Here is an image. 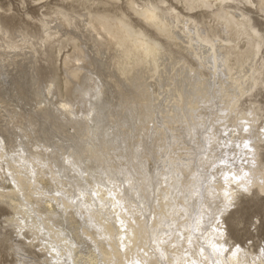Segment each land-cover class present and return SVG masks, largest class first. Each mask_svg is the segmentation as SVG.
Wrapping results in <instances>:
<instances>
[{
    "label": "bare ground",
    "instance_id": "obj_1",
    "mask_svg": "<svg viewBox=\"0 0 264 264\" xmlns=\"http://www.w3.org/2000/svg\"><path fill=\"white\" fill-rule=\"evenodd\" d=\"M176 1L189 13L196 12L198 9H201V11L207 10V13L209 12L210 17L216 22L217 26H220L221 30H201L202 26H199L193 17L181 15L175 8L170 9V14L161 15L147 6V9L145 7L144 9L141 8L142 10L137 11V14L146 23L148 22L149 25L155 27L159 31L158 34L174 42L175 46H180L179 49L193 56L200 69L194 71L183 60L174 59L170 55L169 60H162L166 54L162 53L154 45L143 41L138 43L133 39L119 35V41H115L118 44L115 48L116 55L113 56V60L109 59L111 61L109 66L111 64L112 68L116 70L119 80L114 81V83L110 81L104 83L101 80L104 77L100 79L101 75H96L97 79L99 78V84L95 83L93 81L94 79L91 80V77L84 75V81L82 80V82H88V85L85 83L86 85H81L80 90H76L78 92L77 97L75 96V99H78L76 102L78 103L80 101L82 104L84 102L87 103L90 106L88 113L79 116V110L77 113V110H75V103H60V101V107L67 109L63 113L60 107L57 108L58 104L53 103L54 101L52 102L56 94L49 87L43 96L49 95L51 99L46 101L48 103H45L44 107L41 106L38 110L36 109L39 115L38 117H41L43 121V124L40 125L44 128L38 131H41V133L43 131L42 135L47 134L44 136L45 138H52L51 135L58 132L61 129L60 127H63V124L65 125L66 122H63L65 121L63 118L73 128V135L67 134V138H69V144L67 146H69V150H73L74 152H69L70 154L68 153L64 157V163L61 162L63 165H57V155L55 156L57 151H53L54 149L48 153H43L40 147V151L34 149V152L26 155L19 143L18 147L21 148H19L20 150H12L11 147V150H9L7 142L5 141L7 136L5 135L6 138L4 139L3 135L10 128L2 126L5 131L3 135L0 134V171L3 174L1 176L8 180H5V182H9V188L7 186L6 188L3 187L0 183V198L5 200L9 208L13 210V218L10 220V225H14L18 229L20 226L27 231L31 230L35 236V241H33L43 243L41 246H45L46 248H44L46 250L48 249V252L50 251L51 260L55 264H264V251L261 253L257 251L253 252L245 250V247V249L242 247L232 251L231 246H229L231 248L226 249V246L230 244L227 243V234L229 235V233L226 230L228 228L225 227L226 225L224 226L225 223L222 221V215L236 207L237 201L240 199L239 196L243 195L244 192L252 193L257 191V193L264 194V163L260 162L261 160L259 161L258 158L260 146L264 142V130L261 129L262 134L261 131L259 132L262 125H258V120H260V115L257 114L258 109L251 110V113L247 114L244 112L243 114L241 112L237 113L238 110L236 111L237 106L239 107V102L244 96H251L254 88L263 85L260 77L264 67V63L258 64L255 62V59L260 55L259 52L263 40L262 35L260 34V30L253 25L254 20L252 22L249 14L242 10L241 4L243 5L242 2L244 1V6L246 5V7H248L247 5L254 8L259 6L260 9L264 10V0H258L257 5L255 0ZM162 3L164 4V1ZM191 15H194V13ZM52 22L44 25L46 35L44 41L48 39L51 42H59L64 37L62 33L65 29L60 23L53 27L50 26ZM243 39H247V46L253 52L247 61L243 63H239V61L231 63L233 55H236V59H238V56L243 52L242 47L239 46V43ZM27 45L30 44H23L25 49L20 51L22 54L17 55L16 58L12 55L13 52H16V48L12 46H6L5 49L0 48V67H3V71L1 72H5L3 73V80L0 81V92L7 90L4 91L3 88L12 87L11 90L14 91L13 93L21 96L24 94L21 90H26L27 87L32 88L31 86L36 85V83L34 84V68L28 61L34 57V51L32 50H35V48L32 49V45V47H28ZM25 50L31 51L32 53L28 52L27 54ZM102 60H98L95 63L92 58L90 65L87 67L83 58L76 56L71 58L70 62L66 63L67 66L71 62L76 63L74 66L72 65V67H77L72 72V76L74 77L78 74V69L81 68L93 72L94 66L97 64L101 66L100 63ZM79 62L83 63L79 65ZM167 65V69L170 72L172 70L174 71V74L170 75L171 82L167 81L169 86L173 85L174 88L170 89L168 86V118L171 119L172 124L170 120L166 124L174 132V135L178 133L176 124L179 129L180 127L182 128V124H187V127H184L186 130L185 133H192L195 138H193V135L192 138L189 137L188 144L190 146L188 147H190L192 153H189L190 150L185 152V147L179 151L180 153H184L181 156L176 155L177 151L167 150L168 172L164 174L166 176V188L160 192V197L162 196V198L159 200L157 206L159 207V213L152 211L145 215L148 212L145 209L146 206L145 208H140L137 206L136 201L139 199L142 205H146L145 202L150 199V193H155L153 188L155 189L156 187L154 186L156 185H154L155 181L153 178L147 175L148 173L145 174L147 172V165L145 168L143 167L144 160L146 159L143 160V153L141 151L143 150V145H145L144 142H146L144 140L150 136V133H147L148 128L145 125L154 113L152 110L154 105L152 106L150 104L154 102L158 93L154 89L152 92L153 98L150 94V104L144 102L127 104L125 112L131 118L126 115L130 126L127 125L129 126L127 127L128 130L127 128L121 130L123 127L113 128V122L115 120H112L113 117L112 119L109 117V112L106 109L107 101L113 98L111 97L113 94H110L111 92L108 89L112 87H114L113 89H120V84L125 86L127 84L138 90L142 87V91H145V81L143 82L144 74L147 73L149 75H146L147 78L155 77V75L159 77L158 72L165 71ZM23 66L24 69H22ZM25 66H27L26 69L29 68L27 71L25 70ZM245 66L248 68L246 71H244ZM14 67L17 70L15 72L20 70L21 72L26 71L24 75L19 72L21 74L19 75V78L21 77L19 79L20 81L18 80L20 82L19 86L14 85L15 82L10 73V71L14 70ZM202 69L209 70L208 76H211L213 80L212 84L209 83L210 81L207 82V78L209 77L207 76L206 78L204 73L201 72ZM104 71H107L106 68ZM226 71L228 73H225ZM114 72L110 74L113 75ZM106 73L108 74V72ZM8 74L10 75L7 76ZM12 81L14 84L11 83ZM89 83L91 85L93 84V86H90ZM34 87L33 92L31 91L33 96L36 99L42 97V93ZM172 92L175 95H172ZM163 93L161 94L163 95ZM3 94L5 95L6 92ZM11 95L9 96L11 97ZM131 95L133 94L131 93ZM14 97L13 99L16 100ZM141 97L145 99V96H140L139 100H142ZM3 99L4 96L3 98L0 97L1 113H3V110L4 112L9 111ZM134 99L136 100V98ZM17 101H19V98ZM40 101L38 103L42 104L44 100ZM115 101L114 104L117 103ZM220 103L222 105L219 106ZM2 104L4 105L2 106ZM13 104L16 105L15 103ZM185 104L188 106V112L190 113L186 117L182 113ZM26 106L22 107L24 108ZM23 108L18 110L23 111ZM11 110L9 114L12 113ZM25 111L24 109L22 113ZM25 116L24 118L26 120L28 116ZM225 119H229L231 123L230 127L234 128L235 132L237 129L239 130L237 126H239L238 123H240V120L246 121L243 125L248 126V133L250 134L249 136L245 134L246 136L244 135L242 138V140L247 142V144L244 143L246 144L244 150H240L242 144H239L238 148L235 149V146L240 140L236 141L237 139L233 135L234 131L232 133L229 130L227 139H225L226 141H223V135L220 136L223 129L220 131L219 128L223 126L222 122ZM16 120L18 121L19 119ZM21 120L22 118L16 124H20ZM1 122L3 124V121ZM13 122L15 121L13 120ZM12 125L16 127L14 123ZM12 125L11 127H13ZM134 126L135 132L130 135V138L129 130L132 131L131 129ZM22 127H20V130H23ZM109 127H112L114 130L111 131L112 129ZM65 128L66 125L63 130ZM35 129L37 130L39 128ZM183 132L184 129L179 134L181 135ZM8 133L10 135L14 134L11 133V130ZM25 133L29 135L28 131ZM25 133L24 139L27 140L29 136ZM62 134L64 138V133ZM85 134L86 136L84 137L83 135ZM57 136L59 137L60 134ZM239 136L237 137L239 138ZM150 137L153 140L152 135ZM180 137L183 138V136ZM186 138L188 137L186 136ZM233 138L235 140L234 143L231 142V146L228 143L229 147L227 146L226 148L227 141H232ZM14 139L18 140L19 137H15ZM8 142H10V138ZM52 142L56 144L55 141ZM178 142L174 140L172 147H181L183 146L182 144H186L184 142L181 143V141V144L175 146L174 144ZM157 145H159V142ZM220 148L223 151L226 150L225 152L228 154L226 157L233 155V158H226V161H224L226 163L222 166L215 164V162L217 163L220 160H213V162L211 160L209 164V160L211 158L214 159L213 157H215L217 150ZM45 149L49 151L47 146H45ZM218 151L219 153L216 156L218 154L220 155L221 151ZM82 153H85L84 157H82ZM111 154H115V158ZM147 154L145 158H149ZM237 154H239V157L243 156L242 159L244 158L243 162L246 163L245 165H243L242 161H240L242 163L239 167L235 163L233 164L234 160H237L235 159ZM184 155L188 156V158H185L187 162H181ZM221 156L223 160V155ZM85 160L95 162V166L91 167L85 164ZM207 163L209 166L206 165ZM166 164H164L165 169L167 167ZM82 165L85 167H81ZM205 165L208 168L216 165L214 168L212 167L213 172L211 171L210 173L211 178H207L208 175L205 173L209 169H206L202 173ZM158 169L159 167L157 171ZM157 171L156 173H158ZM161 174H159L160 177ZM7 176H10L12 182H10ZM118 178H123L124 184L118 182ZM80 179L84 180L83 183H87L86 187L81 186L82 181ZM12 184L14 185L12 186ZM75 190H78V194L73 193ZM140 192L142 194L144 193L143 197H140ZM253 195H256V193H253ZM211 204H214L213 208L210 206ZM225 257V260L228 259L229 263L224 262ZM20 263L23 264L22 261Z\"/></svg>",
    "mask_w": 264,
    "mask_h": 264
},
{
    "label": "rangeland",
    "instance_id": "obj_2",
    "mask_svg": "<svg viewBox=\"0 0 264 264\" xmlns=\"http://www.w3.org/2000/svg\"><path fill=\"white\" fill-rule=\"evenodd\" d=\"M163 1H164V4L162 3ZM255 1H256V5H257L258 0H255ZM242 3H243V5L241 4L242 10L249 14V16L252 19V22L254 20L253 25H255V27H257V29L260 30V34L262 35V38H263L262 45H261L262 47H261V50L259 52L260 55H258L257 59H255L256 63L262 64V63H264V10L260 9L259 6L254 8V7H250L249 5H247L248 7H246V5L244 6L245 2L243 1ZM147 6L154 9L155 11H157L161 15H168L171 13L170 9L175 8L177 12L181 13V15L183 14L184 16H187V17H193V19L196 21V23H198L199 26L200 25L202 26L201 30H203V29H208V30L213 29L215 31L221 30L220 26H217L216 22L210 17L209 12L207 13V10L201 11V9L200 10L198 9L199 11L196 10V12L194 11V12L189 13V12H186L184 7H182L176 0H0V48L5 49L6 46H12L13 48H16L17 49L16 52H13V54H12L14 56V58H16L17 55L22 54V53H20V51H23L25 49V46H23L24 43L30 44V45H27L28 47L32 45L33 46V47L31 46L32 49L35 48V50H32V51H34V54H33L34 57L32 59H29L28 61L30 62L31 66H33V68H34V72H33L34 76H35L34 84L36 83V85L31 86L32 88L27 87L26 90H21L24 93L23 95L25 98L23 97V95H21V96H19L17 94L15 95V93H13L14 91L11 90L12 87H6L5 89L3 88L4 91L7 89L5 92L8 95H6V94L4 95L3 93H5V92H2V91L0 92V97L3 98V96H4L3 100H4V103L6 102L5 106L9 110L7 112L6 111L4 112V110H3L2 111L3 113L0 112L2 114V115L0 114V119H1L0 120V127H1L0 128V134L3 135V133L5 131L4 127L5 128L9 127L11 130V133H14V134L10 135V133H8V132H10V130H9L8 132H5L6 134L4 133V135H3L4 139L6 138L5 135L7 136V138H6L7 140L5 139V141L7 142V147L9 150H11V148H12V150H20L22 148L24 151V154L29 155L30 153L34 152L35 150L40 151L42 149L43 153L44 152L48 153L54 149L53 151H55V152L57 151L55 154V156L57 155L56 157L58 160L57 165H63V164H61V162L64 163V159H65L64 157H66L69 152L70 153L74 152L73 150H69V148H68L69 146H67L69 144V141H68L69 138H67V134L73 135V133H74L73 128H71L72 126L70 125V123L68 125L67 120L65 118H63L65 120L63 122L64 123L66 122L65 123V125H66L65 130H63L64 126H65L63 124V127H60L61 129H59L60 132L59 131L56 133L53 132L55 134L51 135L52 138H45L44 136L47 134L42 135L43 131H42V133H41V131H38V130H43L44 128H42V125H40V124H43V121L41 120V117H38L39 115L37 114V110L41 106L44 107L45 103H48L46 101H49L51 99V97L49 95L48 96L45 95V97H44L43 94L45 91H47L48 87H49V89L52 88L54 91V94H56V97L54 95L52 102L54 101L53 103L58 104L57 108L60 107V103H62V102H73L76 105L75 106V110H77L76 113L79 110V113H80V114H78L79 116H82V114H84V113H88L90 111V106L87 103L84 102L82 104L80 101H78V103L76 102L78 100V99H75L77 97L76 95L78 93L76 90H80L81 85H84L86 83V82L85 83L82 82V80L84 81V79H83L84 75L91 77L92 78L91 80L94 79L93 81L95 83H99V78L97 79L96 75H99V76L101 75L100 79L104 77L103 79H101L102 82H104V83H108L109 81L111 83H114V81L116 82V80H119V78L117 76L118 73L116 72V70L112 68L111 64H110L111 67L109 66V63H111V61H109V59L113 60L114 59L113 56L116 55L115 54L116 53L115 48H116V46H118V44H116V42L119 41L118 37H120V36L121 37H124V36L128 37V38L133 39L135 42H138V43H141L143 41V42L150 43V44L154 45L162 53L166 54V56H165L166 58L163 57L162 60L163 59L169 60V55H170L171 57H174V59L183 60L184 62L187 63L189 68L190 69L192 68L194 71H197L196 69H200L197 61L195 60V58H193V56H191L187 52L183 51L182 49H179L180 46L179 47L175 46L174 42L169 41L166 38H164L163 36H161L160 34H158L159 31L155 27H152L151 25H149L148 22L146 23V21L142 17H140V15L137 14V11H141L142 9H144V7H145V9H147L148 8ZM193 13H194V15H191ZM52 21H54V22H52ZM50 22H52L50 24V26H52V27L58 23L63 25L65 30L63 33L61 32L64 35V37L62 38L61 41L51 42V41H48V39L46 41H44V39L46 38V35L44 32V29H45L44 25L46 23H50ZM73 26H74V28H72ZM246 42H247V39H243L242 42L239 43V46L242 47L243 52L238 56V59H236V55H233L234 58L231 56L232 57V59L230 58L231 63L232 62L235 63V61H239V63H243V62L248 60V58L250 57V55L253 51L251 49L249 50ZM25 52L28 54V52H31V51L25 50ZM76 56L82 57L85 65H87V67L90 65L92 58L94 59L95 63H97L98 60H100V61L102 59H104V60H102V62L100 63L101 66H98L99 64L94 66L95 68H94L93 72L89 71L88 69L83 70V68H81V69H78V74L73 77L72 72L74 70H76L77 67H72V65L74 66L76 63L74 64L73 62H71V64L69 65L71 67H69V66H67L66 62H70L71 58H74ZM104 61H106V62H104ZM81 63H83V62H79L78 64L81 65ZM26 65H28V64H26ZM102 66H104L107 71H104L105 68L103 67V69H102ZM245 67L246 68L244 69V71H246L248 69L247 66H245ZM26 68H27V66H25V70L27 71L29 68L28 69H26ZM167 68H168V65L166 66L165 71H159L158 72L160 75L159 77H156V75H155L156 78L155 77H151L152 79L150 77L147 78V76H149V75L147 73L144 74L143 82L145 81L144 82V90L146 92L142 91V89H143L142 87L139 88V90H138L136 88L135 89L132 88L133 86L130 87L127 84L125 86V85H122L120 83H119L121 85V86H119L120 89H118V88L113 89L114 87L108 89V91L111 92L110 94H113V95H111V97H113V98L109 100L110 102L107 101V104H106L107 108L106 109L109 112V117L111 119L113 117L112 120H115V122H113L114 123L113 128L115 129V128L123 127V128H121V130H125L127 127L130 126V124H129L130 122L126 118V115L129 116L125 112L126 111L125 110L126 105L127 104L128 105L135 104L136 102L137 103L144 102V103L150 104L151 95L153 98V94H152L153 90L155 89L156 93H158L157 94L158 96L155 97L154 102L153 103L151 102V104H150L152 106L154 105L152 108L154 113H153L152 117L150 118V120L148 122H146V124H145L146 127L148 128L147 133H150L149 134L150 136L152 135L153 140L150 136H149L150 138L147 137V139H145L144 141H146V142L148 141V142L147 143L144 142L145 145H143V150H144V148H145V150L141 151L143 153V160L144 159L147 160V161L144 160L145 162H144L143 168H145L147 165V168H146L147 172L145 171L146 173L145 172L144 173L145 174L148 173L147 175H150L151 178H153V180L156 182V183L154 182V185H156L154 187H156V188L155 189L153 188V190L156 194L150 193V196H149L150 199L145 202L146 205H142L139 202V199L138 200L136 199L137 200L136 201L137 206H139L140 208H143V207L145 208V206H146L145 209L148 212L145 213V215L149 214V212H152V211L153 212L159 211V207H157V206L159 204L158 203L159 200L162 198V196L160 197V192L162 189L164 190V188H166V186H165L166 185L165 184L166 176L164 174H165V172H168V169H167L168 168L167 150L168 151L174 150L175 152L177 151V154H176L177 156L183 155L184 153H180L179 151L182 150V148H184V147H185L184 148L185 152L190 150V147H188V146H190L188 144V142L190 139L189 137L192 138V135H193L192 133L191 134H186L187 132L185 133V131H186L185 128L187 127L186 126L187 124H182V128L180 127L181 132H182V129H184V132L181 135L179 134L181 132H180V129L177 127V124L175 125L176 128L178 129V133H176V135H174V132L171 131L168 128V124H166V123L171 121V119L168 118V89L174 88L173 85L169 86V84H168V82H171L170 75L174 74V71L172 70L170 72ZM0 69H1L0 70V77L2 75V77L0 78V81H2L3 75H4L3 73H5V72H3V73L1 72V71H3V67H0ZM22 69H24V66L22 67ZM95 69H97V70H95ZM15 71H17V70H15V67H14V70L10 71L15 84L13 83V81L11 83L19 86V83H20L19 79L21 78V77L19 78V75H21V74L24 75V73H26V71H22V72H21V70L18 72H15ZM112 71L113 72L115 71L113 75L110 74V73H113ZM106 72H108V74ZM179 72H180V69H179ZM201 72L204 73V75L207 78V76L209 74V70L202 69ZM93 73H96V74H93ZM115 73H116V76H115ZM225 73H228V72L226 71ZM9 75L10 74H8L7 76H9ZM115 77H116V79H114ZM208 77L209 78H207V82L210 81L209 83L212 84L213 80H212L211 76H208ZM256 77H257V75H256ZM260 79L262 80L263 85H261L259 87L257 86L256 88H254V91H253L251 96H244L243 97L244 99L242 98L238 104L239 107L237 106V108H236V111L238 110L237 113L241 112V114H243V112L246 114L251 113V110L258 109L257 114L260 115V116L258 115L260 117L259 118L260 120H258L259 121L258 125H260V126L262 125L261 128L259 129V132L261 131V129L264 130V67L262 69V74H261ZM117 82H119V81H117ZM175 83H177V82L175 81ZM86 84L88 85V82ZM89 85L93 86V84L91 85V83H89ZM11 86H13V85H11ZM34 86L42 93L41 95L45 99H43L42 97L36 99V97L33 96L32 92H33ZM168 86H169V88H168ZM122 87H123V89H122ZM112 90H113V92H112ZM131 93L133 95L134 94L135 95L133 96V95H131ZM161 93H163V95ZM115 94H118V95H115ZM9 95H11V97ZM119 95H123V96H120L121 97L120 98ZM172 95H175V94H173V92H172ZM140 96H145V99L143 97H141V99L143 101L139 100ZM6 97H8V98H6ZM13 97L16 98V100L13 99ZM18 98H19V101L20 100H22V101H20V102L17 101ZM47 98H49V99H47ZM116 98H118L119 101ZM134 98H136V100ZM115 99H116L117 103L114 104ZM127 99L128 100L130 99V100L128 101ZM7 100L8 101L11 100V101L8 102ZM26 100L29 102V104ZM40 100H42V101L44 100L42 104L38 103V102H41ZM24 101L26 102L25 104H24ZM123 102H124V104H123ZM13 103H15L16 105H14ZM7 104H9L10 106ZM20 104L22 106H26V104H28L27 105L28 107L26 106L23 108ZM3 105L4 104H2V106ZM19 105H20V108H19ZM124 105H125V107H124ZM156 105H158V106H156ZM220 105H222V103H220L219 106ZM36 107H38V108H36ZM12 108H14V109H12ZM22 108H23V111H24V109L26 110L24 113H22L23 112L22 110L19 111ZM160 108L163 110H161ZM55 109H56V107H55ZM60 109L62 110L63 113H65L67 111V109H62L61 107H60ZM114 109L115 110L118 109V111L115 112ZM10 110L15 115L12 113L9 114ZM17 110L19 113L17 112ZM27 110H28V112H27ZM155 112H157V113H155ZM25 113H27L26 116H28V117L25 116ZM182 113L185 114V117L190 115V113L188 112V106L186 104L184 106V110L182 111ZM20 114H23V115H20ZM12 115H14V116L11 117ZM16 115H18L19 117L18 116L16 117ZM24 116L26 117V120H25ZM122 117L124 120L122 119ZM14 118L19 119V120L17 121ZM21 118H22L21 123L16 124V122L19 123ZM37 118H39L40 120L38 119V121H36ZM129 118H130V116H129ZM188 118L190 119V117H188ZM209 118H210V116H209ZM239 118H240V116H239ZM11 119H12V122H13V120L15 121L13 123L16 125V127L12 125L13 123L11 122ZM189 119H187V120H189ZM1 121H3L4 125L2 124ZM224 121H226V122L224 123ZM10 122H11V125L13 127H15L16 129L15 128L12 129L13 127H11ZM38 122H39V124H38ZM184 122H186V121H184ZM238 122H239V120H238ZM244 122L246 123L245 120H240V123H238L239 126H237V128L239 127V130L237 129L236 132L238 131L239 134L234 131V128L230 127L231 123H230L229 119L223 120V122H222L223 126L219 128L220 131H221V129H223V131H222L223 134L220 133V136L223 135L222 136L224 138L223 141H226L225 139H227V135L229 133V130L232 131V133L234 131V134H233V135H235L234 138L237 139L236 141L240 140V142H238V144H237V142H235L237 144L235 146V149L238 148L239 144H242L241 145L242 147H240V150H244L245 149L244 147L247 144V142L242 140V138L244 137L245 134L247 136H249L250 133H248V129H249V128H247L248 126L243 125ZM132 123H133V121H132ZM170 123L172 124V121ZM25 124H27V125H25ZM51 124H53V123H51ZM118 124H120V125H118ZM122 124H123V126H122ZM125 124H126V126H125ZM17 125H19V126H17ZM23 125L26 127V129ZM127 125H129V126H127ZM2 126H4V127H2ZM115 126H117V127H115ZM118 126H120V127H118ZM20 127L23 128V130L22 129L21 130L24 132H22L20 130ZM35 128H39V129L36 130ZM47 128H50V127H47ZM109 128L112 129L111 131L114 130L112 127H109ZM66 129H67V131H66ZM225 129H226V131H225ZM45 130H46V128H45ZM127 130H128V128H127ZM131 130L132 131L129 130V137H130V135H132L135 132V126ZM12 131H14V132H12ZM26 131H28L29 135L27 133H25ZM61 131H63V132H61ZM163 131L164 132L166 131V132L164 133ZM167 131L169 132V134ZM37 132H39V133H37ZM24 133L29 136L27 140L24 139L25 138ZM62 133H64V138L62 136L63 135ZM160 133H161V135H159ZM59 134H60V136L58 137L57 135H59ZM164 134H166V135H164ZM261 134H262V131H261ZM185 135L188 138H186ZM236 135L237 136L240 135L242 137L239 136V138H238ZM11 136L12 137L14 136L13 139L15 137H19V139L13 140ZM42 136H43V138H41ZM49 136H50V134H49ZM83 136L85 137L86 134ZM165 136L166 137L168 136L169 138L168 137L166 138ZM180 136H183V138ZM9 138H10L11 143L8 142ZM137 138H139V137H137ZM193 138H195L194 135H193ZM234 138L232 141H230V140L227 141L226 148L229 144H230L229 146H231V142L234 143V141H235ZM59 140H60V142H59ZM174 140L176 142L179 141L177 144L176 143L174 144L175 146L178 144H181L183 142L186 143L185 144L186 146L184 144H182L183 146H181V147L177 146L176 148H178L179 150L176 148H173L172 144H173ZM41 141H42V143H41ZM52 141H55L56 144ZM169 141H170V144H169ZM185 141H187V142H185ZM242 141H244V142H242ZM16 142H18V143H16ZM158 142H159V145H157ZM19 143L21 144V148L18 147ZM51 143H53V144H51ZM148 143H149V145H148ZM244 143H246V144H244ZM24 144L25 145L27 144V145L25 146ZM167 144H169V145L167 146ZM160 145H162V146H160ZM45 146L48 147L49 151H46ZM40 147H41V149H39ZM260 147L261 148L259 150L260 153L258 152V158H259V161L261 160L260 162L264 163V142H263L262 146H260ZM162 148H163V150H162ZM169 148H171V149L169 150ZM185 149H187V150H185ZM158 150H159V152H158ZM218 150H220L221 152H220V155L218 154V156H216L217 153H219ZM218 150H217L216 155H215L216 158L215 157H213L214 159L211 158L208 162L209 164L211 162H213V160L214 161L220 160V161H222L221 163H220V161H217V163L215 162V164L217 166H222L226 163V162H224V161H226V158H230L233 156V155H231L230 157H226V156H228V154L225 152L226 150L223 151L222 148H220ZM190 151H189V153H192V151L191 152ZM64 152H66V153H64ZM145 152H146V154L147 153L150 154L149 156L147 154V157H149V158H145L146 157ZM224 153H225V155H224ZM82 155H83L82 157H84L85 153H82ZM111 155L115 158V154H111ZM155 155H157V156H155ZM221 155H223V160L221 158L222 157ZM188 156H190V155L188 154ZM188 156L184 155V157H182V159H181V162H187V160L185 161V158H188ZM224 157H225V159H224ZM237 157H235V159H237V160L240 158L241 159L238 161L234 160L233 164L235 163L236 165H238L237 167H239L240 164L243 162L244 158L242 159L243 156L239 157V154H237ZM62 158H63V160H62ZM159 158H160V161H159ZM232 158H230V159H232ZM89 161H90V163H89ZM164 161H166V162H164ZM240 161H242V162H240ZM84 163L87 165H90L91 167L95 166V162H93L91 160H87V161L85 160ZM158 163H160V164H158ZM208 163L206 165H208ZM164 164L167 165L166 169H165ZM245 164L246 163L243 162V165H245ZM66 165H67V163H66ZM206 165H205V169L203 170V172L202 171L201 172L204 173L206 171V169H209L205 173L208 175L207 178H209V177L211 178L210 173H211V171L213 172L212 167L214 168L216 165H212V167L210 166L209 168H208L209 165L207 167H206ZM195 166L198 169L196 164H195ZM81 167H85V166L82 165ZM158 167H159V169L157 171ZM156 171L158 173H156ZM155 174H157V175L155 176ZM159 174H161V177L159 176ZM1 175H3V174L0 171V183L3 185V187L6 188V186H7L9 188V182H7L8 180L4 179L5 177H3ZM224 176L226 177V175H224ZM224 176H223V178H224ZM7 177H9V180H10V176H7ZM5 180H7V181L5 182ZM117 180H119L118 182H120V183L124 182L123 178H118ZM80 181H82L81 186H84V187L87 186V183H85V182L83 183L84 180L80 179ZM10 182H12V180H10ZM161 183H162V186H161ZM208 184H210V183H208ZM13 185L14 184H12V186ZM73 193L78 194V190H75ZM253 193H256V195H253ZM143 194L140 192V197H143ZM239 197H240V199L237 201L238 203H237L236 207L232 208L231 210L226 212L224 214L225 216L222 215V218H223L222 221H223V223H225L224 226L226 225L225 227L228 228L226 230L229 233V235L227 234V241H228L227 243H230V244H228V246H226V249H229L232 247L231 250L233 251V250H236L238 248H242V247L244 248L245 247L246 248V249L244 248L245 250H250L253 252L257 251V252L261 253L264 251V194L263 193H257V191L252 192V193H245L244 192L243 195H241ZM154 206H155V208H154ZM210 206H212V208H213L214 204L213 205L211 204ZM150 208H152V209H150ZM12 218H13V210L11 208H9V206L5 203V200H2L0 198V264H21L20 263L21 261L23 262V264H25V263L26 264H55V262L51 260L50 251L48 252V249L46 250L45 246H41V245H43V243L40 241H36L37 243L34 242L35 236L31 230L27 231L26 229H23L20 226L18 229V228H16V226L10 225V220ZM20 231L22 232L21 234H20ZM165 233H168V232H165ZM30 240H31L32 244H31ZM229 246H231V247H229ZM210 250H212V249H210ZM233 254H234V252H233ZM225 259H226V257L224 258V262L229 263L228 259L227 260H225Z\"/></svg>",
    "mask_w": 264,
    "mask_h": 264
}]
</instances>
